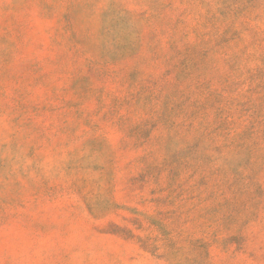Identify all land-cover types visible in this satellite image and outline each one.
<instances>
[{"label": "rangeland", "instance_id": "1", "mask_svg": "<svg viewBox=\"0 0 264 264\" xmlns=\"http://www.w3.org/2000/svg\"><path fill=\"white\" fill-rule=\"evenodd\" d=\"M0 264H264V0H0Z\"/></svg>", "mask_w": 264, "mask_h": 264}]
</instances>
